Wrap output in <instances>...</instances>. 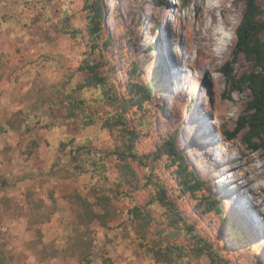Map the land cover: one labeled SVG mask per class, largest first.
Returning <instances> with one entry per match:
<instances>
[{
    "label": "rangeland",
    "instance_id": "rangeland-1",
    "mask_svg": "<svg viewBox=\"0 0 264 264\" xmlns=\"http://www.w3.org/2000/svg\"><path fill=\"white\" fill-rule=\"evenodd\" d=\"M256 1L264 15V0ZM83 3L0 0V125L4 127L0 134V264H78V258L70 254L41 260L29 248L35 226L15 205L22 204L28 191L36 198L48 200L50 192L55 197V213L40 227L43 242L64 245L63 236L71 233L76 222L73 198L80 196L103 214L104 225L98 219L89 224L96 238L91 264H99L97 255L103 251L113 264H165L140 247L142 242L152 243L153 231L132 228L127 218L131 202L111 199L108 206L95 204V186H106L114 168L107 178L73 176V158L68 150H59L60 143L69 139H74L73 145L109 150L116 139L100 120L83 124L84 115L97 114L95 93L75 88L82 79L76 68L85 40L63 31L65 15L68 25H83ZM101 4L109 41L105 57L114 62L116 88L131 99L136 98L129 92L132 82L148 92L142 107H129L130 124L141 131L140 151L153 157L147 164L154 167L187 219L197 222L202 234L215 242L216 249H223L233 264H264V206H255L263 202L264 194L244 182V169L256 165L264 186V149H248L244 132L228 139L250 94L247 89L231 90L221 72L226 64L234 75L252 69L242 54L233 55L234 30L243 4L238 0H101ZM162 8L166 10L160 13ZM209 28L212 51L199 39ZM79 100L85 106L76 104ZM98 108L99 115L106 110ZM169 139L180 155L175 162L156 151ZM216 158L222 170L217 177L207 169ZM176 170L192 177L198 187L194 194L180 191ZM147 194L148 188L142 187L134 199L144 203ZM151 209L159 217L161 207L155 204ZM226 220L242 231L241 241Z\"/></svg>",
    "mask_w": 264,
    "mask_h": 264
},
{
    "label": "trees",
    "instance_id": "trees-1",
    "mask_svg": "<svg viewBox=\"0 0 264 264\" xmlns=\"http://www.w3.org/2000/svg\"><path fill=\"white\" fill-rule=\"evenodd\" d=\"M244 6L242 16L235 27V43L233 55L242 54L252 64V69L239 75L232 74L226 65L221 67L231 90L247 89L250 98L244 111L238 116L236 126L230 132L228 139H233L238 133L244 132L243 141L248 149L256 151L264 149V15L263 9L256 0H238ZM84 14L83 25L72 27L68 25V17L64 16L63 31L72 37L85 40V52L76 70L82 79L76 83L77 90L90 89L95 93L97 114L84 115L83 124L90 125L98 120L102 127L115 136L112 149L96 151L86 144L73 145L74 139L60 143V151L67 152L73 158L72 175L90 174L91 176L109 177L111 181L105 186H95V204L108 206L111 199L131 202L127 208L129 224L137 232H144L152 228V243H140L144 252L150 254L156 262L165 264H233L231 257L226 256L224 250H218L215 242L197 227V222L187 219L176 200L170 198L168 192L158 177L154 167L147 164L148 153L143 154L137 144L141 134L140 129L130 124L129 107H142L146 97L142 84L131 83L129 92L135 93V99L124 97L116 88L112 78L114 62L105 57L109 45L103 25L104 8L101 0H84L82 6ZM133 76V71L128 77ZM136 100V101H135ZM76 104L85 106L82 100ZM99 106L106 110L99 115ZM83 110V108H81ZM4 127L0 125V134ZM71 146L70 149H67ZM156 151L165 154L167 159L175 162L180 159L175 143L169 139L157 145ZM157 155V154H156ZM158 156V155H157ZM158 158V157H157ZM181 162V161H180ZM178 173L181 192H191L198 189L189 174ZM148 188V196L144 203L134 199V193L140 188ZM99 193V194H97ZM47 199L36 198L32 191L24 194L22 204L15 203L28 222L35 226V239L29 242V248L39 259L44 260L57 256L78 258V264H91L95 257V233L89 224L98 219L103 225V214L95 209L93 203L83 197H74L76 203V222L71 233L63 236V246H56L54 242H43L41 225L48 222L56 210L55 197L49 193ZM5 201L9 199L5 198ZM159 205L161 212L155 217L152 205ZM211 204V202L209 203ZM227 221V220H226ZM230 231L235 239L241 241L244 235L233 223ZM203 257H207L204 263ZM99 264H113V259L105 251L97 255Z\"/></svg>",
    "mask_w": 264,
    "mask_h": 264
},
{
    "label": "bare ground",
    "instance_id": "bare-ground-1",
    "mask_svg": "<svg viewBox=\"0 0 264 264\" xmlns=\"http://www.w3.org/2000/svg\"><path fill=\"white\" fill-rule=\"evenodd\" d=\"M159 10H160V13H163L166 9L162 8V9H159ZM164 18H166V13H164ZM212 36L213 35L211 34V28H209L207 30L206 34L201 35V37L199 38L200 41L201 42L203 41L204 45L206 47H208L209 50H211V51H212L211 47L214 44L213 43L214 40H213ZM165 41L167 42V39ZM210 54H211V52H210ZM191 144H195L193 140L191 141ZM195 147H199L198 144L195 145ZM201 155L204 157L205 160H207V161L209 160V156L206 153L203 152V153H201ZM242 163H245V161L243 160ZM209 164L210 165L207 167V169H210V172H211L210 176L217 177V176L222 175V174H220L222 170H221V165H220V162H219L218 158L214 159V161H212V163H209ZM260 178H261V171L256 165H250V166H247L246 169H244V180H245L244 182L246 183V185H250L251 186L250 189H252V190H256V189L257 190H261L263 192V194H264V186L262 185V183L260 181ZM255 206L256 207L257 206L258 207L264 206V200H263L262 203H260V204L258 203Z\"/></svg>",
    "mask_w": 264,
    "mask_h": 264
}]
</instances>
